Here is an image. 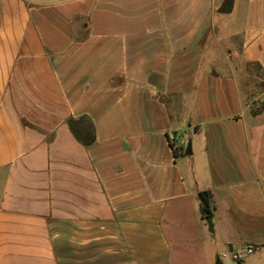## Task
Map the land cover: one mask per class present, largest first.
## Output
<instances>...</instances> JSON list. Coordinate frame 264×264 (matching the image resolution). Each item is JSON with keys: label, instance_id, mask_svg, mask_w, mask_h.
I'll return each mask as SVG.
<instances>
[{"label": "crops", "instance_id": "1", "mask_svg": "<svg viewBox=\"0 0 264 264\" xmlns=\"http://www.w3.org/2000/svg\"><path fill=\"white\" fill-rule=\"evenodd\" d=\"M222 2L0 0V264H264V0Z\"/></svg>", "mask_w": 264, "mask_h": 264}, {"label": "trees", "instance_id": "2", "mask_svg": "<svg viewBox=\"0 0 264 264\" xmlns=\"http://www.w3.org/2000/svg\"><path fill=\"white\" fill-rule=\"evenodd\" d=\"M73 130L81 142L84 144H91L93 139L94 132L89 130L87 127H79L73 125ZM201 198V209L202 216L209 225L211 231L214 230L213 223V205H212V194L209 190H203L199 193Z\"/></svg>", "mask_w": 264, "mask_h": 264}, {"label": "water", "instance_id": "3", "mask_svg": "<svg viewBox=\"0 0 264 264\" xmlns=\"http://www.w3.org/2000/svg\"><path fill=\"white\" fill-rule=\"evenodd\" d=\"M235 5V0H223L222 4L218 8V12L221 14H230ZM192 141L189 140L186 148L187 154H192Z\"/></svg>", "mask_w": 264, "mask_h": 264}, {"label": "built area", "instance_id": "4", "mask_svg": "<svg viewBox=\"0 0 264 264\" xmlns=\"http://www.w3.org/2000/svg\"><path fill=\"white\" fill-rule=\"evenodd\" d=\"M169 139H170V141H171V144L173 145V147H177V145H178V143H179V140H180V137H179V135L178 134H174V133H171L170 135H169ZM247 252L248 253H251V252H253L254 250H255V246L254 245H249L248 247H247ZM227 254H229V252L228 253H224V256H226ZM230 254H231V256L234 258V259H240V254L239 253H235V252H230Z\"/></svg>", "mask_w": 264, "mask_h": 264}, {"label": "rangeland", "instance_id": "5", "mask_svg": "<svg viewBox=\"0 0 264 264\" xmlns=\"http://www.w3.org/2000/svg\"><path fill=\"white\" fill-rule=\"evenodd\" d=\"M252 70L254 71V73L257 71L258 72V75L259 77H262V72L256 67V66H253L252 67ZM261 79V78H260ZM253 81H255V78H253ZM259 81V80H258ZM249 91V90H248ZM258 96V92L256 90H252V91H249V100L250 102H252L253 100L256 99V97ZM256 103V102H255ZM233 259V258H232ZM238 260V259H237ZM237 260H231V259H228L226 261L227 264H238V261Z\"/></svg>", "mask_w": 264, "mask_h": 264}]
</instances>
